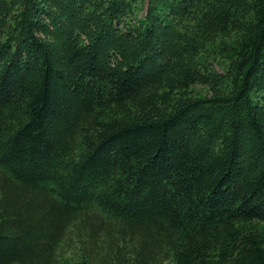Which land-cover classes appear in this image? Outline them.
Here are the masks:
<instances>
[{"label": "trees", "instance_id": "obj_1", "mask_svg": "<svg viewBox=\"0 0 264 264\" xmlns=\"http://www.w3.org/2000/svg\"><path fill=\"white\" fill-rule=\"evenodd\" d=\"M0 264H264V0H0Z\"/></svg>", "mask_w": 264, "mask_h": 264}]
</instances>
